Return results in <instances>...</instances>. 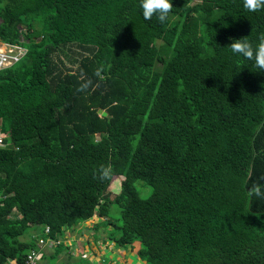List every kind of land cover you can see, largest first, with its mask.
<instances>
[{
    "label": "trees",
    "instance_id": "trees-1",
    "mask_svg": "<svg viewBox=\"0 0 264 264\" xmlns=\"http://www.w3.org/2000/svg\"><path fill=\"white\" fill-rule=\"evenodd\" d=\"M0 18L27 49L0 71V264L94 216L146 264H264V73L227 46L264 37V10L173 0L161 23L139 0H0Z\"/></svg>",
    "mask_w": 264,
    "mask_h": 264
},
{
    "label": "rangeland",
    "instance_id": "rangeland-1",
    "mask_svg": "<svg viewBox=\"0 0 264 264\" xmlns=\"http://www.w3.org/2000/svg\"><path fill=\"white\" fill-rule=\"evenodd\" d=\"M1 21L2 19L0 18V22ZM4 44V41L0 39V45ZM21 48L24 52L27 51V49H24L23 47ZM123 179L124 178L120 176L115 178L112 183L110 191L113 197L121 191V183ZM115 212L116 215H120L118 209H115ZM99 219L98 216H94L81 225L74 227V229H68L66 235L55 239V243L50 247L41 243L40 239H38V243H40L41 246V250L38 251L40 254L45 252V254L51 255L56 251V246L61 243L62 240L70 249L60 253L57 261H53V259H45L43 260V263L60 264L61 262H71L79 259L83 254L89 256L88 258H90L91 264H105L104 258L109 259L108 264H146L136 255V253L131 252L132 250L130 247L118 248L111 241L105 240L107 238L106 233L102 235L99 234L100 231L97 233L93 225L97 224ZM70 253L73 255L72 259L69 257Z\"/></svg>",
    "mask_w": 264,
    "mask_h": 264
},
{
    "label": "clouds",
    "instance_id": "clouds-1",
    "mask_svg": "<svg viewBox=\"0 0 264 264\" xmlns=\"http://www.w3.org/2000/svg\"><path fill=\"white\" fill-rule=\"evenodd\" d=\"M139 7L142 10V15L145 20H150L153 16H156L161 23H164L168 19L169 13L172 11L173 0H139ZM243 7L249 12L262 11L264 10V0H243ZM4 43L5 44L2 46L7 48H9L11 45H15L26 49L21 44H13L5 41ZM227 46L229 47L233 56L253 61L255 67L258 69L257 72L264 73V37H260L256 42L249 39L248 36L238 39L232 38L231 43ZM11 66L1 70L7 69ZM110 176V168L102 167L100 169L101 179H107ZM253 195L258 200H264V184L255 185L253 187Z\"/></svg>",
    "mask_w": 264,
    "mask_h": 264
},
{
    "label": "built area",
    "instance_id": "built-area-1",
    "mask_svg": "<svg viewBox=\"0 0 264 264\" xmlns=\"http://www.w3.org/2000/svg\"><path fill=\"white\" fill-rule=\"evenodd\" d=\"M24 53L25 52L20 46L11 45L7 49V47L0 45V70L17 63L22 58ZM0 143H1V139H0ZM45 233L48 235V237L47 238L41 237L40 242L50 247L55 243L56 240L49 236L50 234L49 226L46 227ZM27 257L28 258L26 260V263L28 264H41L42 262V254H40L38 251L33 250L31 253L28 254ZM9 264H17V262L15 260H11Z\"/></svg>",
    "mask_w": 264,
    "mask_h": 264
},
{
    "label": "water",
    "instance_id": "water-1",
    "mask_svg": "<svg viewBox=\"0 0 264 264\" xmlns=\"http://www.w3.org/2000/svg\"><path fill=\"white\" fill-rule=\"evenodd\" d=\"M98 112H99L100 115H103V116H106V115L108 114L107 111H105V110L102 109V108H100V109L98 110Z\"/></svg>",
    "mask_w": 264,
    "mask_h": 264
},
{
    "label": "crops",
    "instance_id": "crops-1",
    "mask_svg": "<svg viewBox=\"0 0 264 264\" xmlns=\"http://www.w3.org/2000/svg\"><path fill=\"white\" fill-rule=\"evenodd\" d=\"M79 228V227H78Z\"/></svg>",
    "mask_w": 264,
    "mask_h": 264
}]
</instances>
